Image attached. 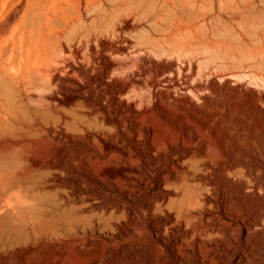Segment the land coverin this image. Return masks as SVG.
I'll return each instance as SVG.
<instances>
[{"label": "bare ground", "instance_id": "6f19581e", "mask_svg": "<svg viewBox=\"0 0 264 264\" xmlns=\"http://www.w3.org/2000/svg\"><path fill=\"white\" fill-rule=\"evenodd\" d=\"M0 264H264V0H0Z\"/></svg>", "mask_w": 264, "mask_h": 264}]
</instances>
